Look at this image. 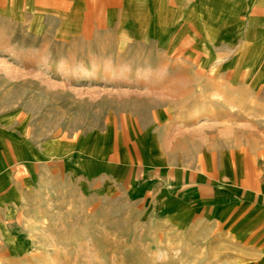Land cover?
Instances as JSON below:
<instances>
[{"label": "rangeland", "instance_id": "rangeland-1", "mask_svg": "<svg viewBox=\"0 0 264 264\" xmlns=\"http://www.w3.org/2000/svg\"><path fill=\"white\" fill-rule=\"evenodd\" d=\"M228 1L0 0V264H220L209 256L230 253L140 219L123 191L69 181L50 155L92 132L134 137L138 112L160 127L185 116L194 147L216 127L242 139L262 129L263 11Z\"/></svg>", "mask_w": 264, "mask_h": 264}, {"label": "crops", "instance_id": "crops-1", "mask_svg": "<svg viewBox=\"0 0 264 264\" xmlns=\"http://www.w3.org/2000/svg\"><path fill=\"white\" fill-rule=\"evenodd\" d=\"M229 1L220 5L240 8L249 17L262 8L264 21V0ZM222 83L215 85V95L223 93ZM222 112V104L216 106L215 118H223ZM142 119L138 112L134 137L124 131L110 141L105 131L92 132L76 138L69 150L56 148L50 155L60 160L56 167L69 181L97 191H123L138 201L140 219L169 233H185L190 245H230V253L209 261L264 264V126L246 139L237 128L216 127L213 135L200 134L194 147L184 137L190 134L185 116H170L174 126L167 122L165 127Z\"/></svg>", "mask_w": 264, "mask_h": 264}]
</instances>
